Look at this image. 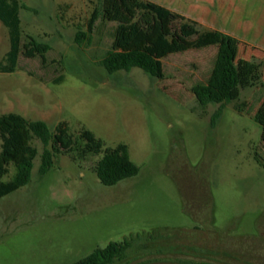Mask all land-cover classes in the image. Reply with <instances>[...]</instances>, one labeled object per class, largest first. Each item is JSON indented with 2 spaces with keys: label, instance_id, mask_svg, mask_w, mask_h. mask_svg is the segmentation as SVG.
<instances>
[{
  "label": "rangeland",
  "instance_id": "rangeland-1",
  "mask_svg": "<svg viewBox=\"0 0 264 264\" xmlns=\"http://www.w3.org/2000/svg\"><path fill=\"white\" fill-rule=\"evenodd\" d=\"M18 1L31 9L19 11L22 42L28 34L51 49L46 64L20 55L15 72L0 73V115L125 144L139 173L104 186L92 170L101 155L60 154L41 176L34 141L30 182L0 199V264H71L125 239L124 257L111 264H264V166L255 161L264 143L253 118L264 87L240 90L242 114L235 103L201 107L192 87L206 81L216 47L164 58L163 79L138 68L109 75L100 61L114 23L88 29L99 0ZM258 29L238 39L237 58L261 63L264 83ZM9 46L0 22V62Z\"/></svg>",
  "mask_w": 264,
  "mask_h": 264
},
{
  "label": "trees",
  "instance_id": "trees-1",
  "mask_svg": "<svg viewBox=\"0 0 264 264\" xmlns=\"http://www.w3.org/2000/svg\"><path fill=\"white\" fill-rule=\"evenodd\" d=\"M20 9L31 10L18 0H0V22L7 28L9 50L0 62V73H13L17 69L20 55L25 58L39 57L46 64L50 45L30 35L22 42ZM114 23L111 29V45L100 65L109 75L138 68L145 74L163 79L162 60L169 55L190 50L216 47L212 69L203 83L192 87L196 101L201 107L209 104L235 103L238 113L245 112V103H239L240 90L262 82V64L237 58L240 41L221 31L203 26L166 7L149 0H99L93 11L88 29L92 30L97 20ZM83 32L76 33V42L81 44ZM63 80L61 75L55 83ZM249 113V112H247ZM254 120L261 127L264 143V99L255 111ZM42 145L38 173L44 175L53 166L54 157L68 154L74 161L89 156H100L92 170L104 186H114L135 177L139 167L131 160L127 145L105 147L91 131L79 129L72 133L66 123L53 129L42 120H28L15 113L0 115V199L30 182L33 161L38 155L34 145ZM255 161L264 166V160ZM10 168L14 169L10 179ZM130 241L110 242L104 248H96L86 257L71 264H111L124 257Z\"/></svg>",
  "mask_w": 264,
  "mask_h": 264
},
{
  "label": "crops",
  "instance_id": "crops-1",
  "mask_svg": "<svg viewBox=\"0 0 264 264\" xmlns=\"http://www.w3.org/2000/svg\"><path fill=\"white\" fill-rule=\"evenodd\" d=\"M149 1L236 39H245L250 26H257L258 35L263 36L253 38L260 42L259 47L264 48V0H178L177 7L172 0ZM191 7L193 14L186 11Z\"/></svg>",
  "mask_w": 264,
  "mask_h": 264
}]
</instances>
